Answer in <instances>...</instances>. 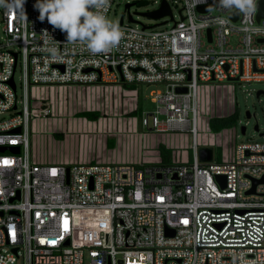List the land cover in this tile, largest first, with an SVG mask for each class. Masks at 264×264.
<instances>
[{"label":"built area","instance_id":"built-area-1","mask_svg":"<svg viewBox=\"0 0 264 264\" xmlns=\"http://www.w3.org/2000/svg\"><path fill=\"white\" fill-rule=\"evenodd\" d=\"M174 1L178 21L172 14L139 26L121 18L122 39L105 54L67 43L65 33L39 20L37 0H25L27 19L3 6L0 147L20 151L0 153V264H264V143L238 145L218 163L213 143L199 140L201 132L217 135L211 119L236 111L216 114L213 95L209 110L200 111V92L264 83V18L256 20V8L232 21L235 10L218 0ZM210 3V11H197ZM124 84L136 86V99L139 85L164 86L150 94L153 110L126 115L140 117L145 131L187 139L167 149L169 163L35 160L32 140L57 135L40 125L66 119L38 92L76 85L124 93ZM200 147L213 149L211 162L199 160Z\"/></svg>","mask_w":264,"mask_h":264},{"label":"crops","instance_id":"crops-1","mask_svg":"<svg viewBox=\"0 0 264 264\" xmlns=\"http://www.w3.org/2000/svg\"><path fill=\"white\" fill-rule=\"evenodd\" d=\"M62 91L66 95V100L72 96L74 108L77 107L75 103L78 105V110L81 108L80 105H83L84 108L79 112L74 110L75 113H73L71 112L73 110L72 103L70 105L66 101L64 106L61 102L58 103V107L65 108L66 119L61 121L53 119L40 125L45 129L46 134L57 132V135L45 137L40 160L56 163L76 160L91 163L123 161L151 163L161 160L160 146L171 150V148L184 144V141L180 140V136L152 133L145 131L142 126L140 131L139 120L136 116H125L138 107L139 99L135 98V94L131 90L123 93L120 88L115 86L81 88L74 85L66 87ZM111 99L115 106L118 102L119 109H124V112L120 111L121 113L107 121V118L100 117L98 109L99 105L102 106ZM57 110L59 111V108ZM80 112H97L99 117L96 120H88L81 117ZM42 140L41 138V143ZM132 146H135L134 152L137 154L131 156L129 152L130 157H128V153L125 154ZM61 147H64L65 151H62ZM53 148H58V152L54 153ZM115 148L117 149L115 150Z\"/></svg>","mask_w":264,"mask_h":264},{"label":"rangeland","instance_id":"rangeland-1","mask_svg":"<svg viewBox=\"0 0 264 264\" xmlns=\"http://www.w3.org/2000/svg\"><path fill=\"white\" fill-rule=\"evenodd\" d=\"M160 0H114L110 12L108 14V19L119 24L121 18H123L124 23H129V15H131L132 19L139 26H153L156 25V21L148 16L139 15L138 13H147L152 12L158 8V5L155 3ZM128 3H134L129 10L125 9V5ZM172 3V14L174 16V20L178 21L180 10V4L171 0ZM3 6L0 5V30H1V11ZM170 16H164L160 21H169ZM20 73L17 70L15 73L14 81L17 86L16 95L18 98L21 96V84H20ZM138 92V107L142 110H153V105L149 102L150 94L154 93L156 90H164V86H151V85H139L137 87ZM262 90L264 91V83H249V84H230V86L221 87L214 91H203L199 94V100L201 104L200 111L206 112L209 110V105L211 104V97L213 95L215 101V112L219 115L229 114L233 111L234 106H236L237 118L232 126L235 129L219 131L217 135L211 137L209 135H203L201 132L199 136L200 142L205 141L206 143H213L214 148V162H221L223 159L228 158V155L231 154L236 148V146L241 144L248 143H264V136L261 137L260 134L264 133V94L259 97L256 96V92ZM36 95L37 90H34ZM38 95H48L49 101L53 103L55 109L59 108V111L56 110L54 116L62 117L65 115V108L58 107V103L64 106L67 101L69 104L72 103V111L79 112L82 110L83 105H80V110H78V105L75 103L76 108H74V104L72 102V96L69 99H65V94L63 91L57 92V90H49L47 93L45 91L38 92ZM71 105V104H70ZM85 106V105H84ZM63 109V110H62ZM124 109H119V103L114 105V101L109 100L108 102L99 105L98 112L100 113L101 118H109L115 116L116 114L121 113ZM92 111V109H91ZM251 114L250 118L246 117V112ZM124 112V111H123ZM122 112V113H123ZM69 113V112H68ZM81 113V112H80ZM209 114L212 113L210 110ZM128 117V115H125ZM6 117L8 115L6 114ZM139 130L141 131L140 125V117H137ZM256 124L258 125V130L255 129ZM245 127V133H241V128ZM204 129V127H203ZM228 129V128H224ZM187 140L184 138V141ZM32 154L35 160H40L41 151L44 146V140L34 138L32 140ZM216 143L217 147H214ZM135 144V143H134ZM185 144V142H184ZM183 145V144H182ZM42 146V147H41ZM116 147V146H115ZM135 146H132L130 150L126 152L128 153V157L134 156L137 152H134ZM58 148H53L54 153L58 152ZM62 151H65L64 147L60 148ZM117 148H115L116 150ZM114 150V151H115ZM137 150V148H136ZM130 152V155H129ZM95 153V152H94ZM20 264V262H19Z\"/></svg>","mask_w":264,"mask_h":264},{"label":"clouds","instance_id":"clouds-1","mask_svg":"<svg viewBox=\"0 0 264 264\" xmlns=\"http://www.w3.org/2000/svg\"><path fill=\"white\" fill-rule=\"evenodd\" d=\"M25 0H0L9 11H20L24 19ZM196 3L202 0H195ZM221 9L235 10L250 18L257 8V0H218ZM110 0H37L35 8L39 20L47 22L66 34V42L85 46L93 54H105L120 43L123 32L118 24L108 19ZM48 33L47 31H45ZM55 51V49H53Z\"/></svg>","mask_w":264,"mask_h":264},{"label":"water","instance_id":"water-1","mask_svg":"<svg viewBox=\"0 0 264 264\" xmlns=\"http://www.w3.org/2000/svg\"><path fill=\"white\" fill-rule=\"evenodd\" d=\"M134 3H128L125 5V9L129 10V8L133 5ZM214 4L210 3L209 5L206 6H200L197 8V11L200 13H206L208 11H210L211 9H213ZM139 15H143V16H148L154 20H159L161 18H163L164 16H170V18L172 19V12L171 9L168 5V3L163 0L160 7L152 12H147V13H138ZM230 19H232V21H236L237 17H238V12L237 11H233L229 14ZM264 18V0H260L258 2L257 5V15H256V20L259 21L260 19ZM129 20L132 22H135L131 15H129ZM207 35L208 38L210 40V31H207ZM87 72L89 70H86ZM121 80H123V78L121 77ZM238 79H234V80H229V81H237ZM10 84L12 86V88L14 89V83L12 81V79L10 80ZM186 88H177L176 92L178 93H186ZM264 94V91L259 90L256 92V96L259 97L260 95ZM246 117L250 118L251 114L247 111L246 112ZM255 129L258 130V125L256 124ZM242 133H244L245 129L244 127L241 128ZM13 132H20V129L17 128L15 129ZM10 152L13 154H18L19 153V147H0V153H5V152ZM198 156H199V160L201 162H211L213 159V149L210 147H200L198 149ZM218 181L221 183L222 187H225V177L224 176H217ZM166 234L167 235H173L174 232L171 230L166 229Z\"/></svg>","mask_w":264,"mask_h":264},{"label":"trees","instance_id":"trees-1","mask_svg":"<svg viewBox=\"0 0 264 264\" xmlns=\"http://www.w3.org/2000/svg\"><path fill=\"white\" fill-rule=\"evenodd\" d=\"M123 87L125 89L134 90L136 89L135 85H126L124 84ZM140 108L138 107V111L133 112L132 115H138L140 112ZM81 117H85L88 120H96L98 119L99 115L97 112H83L80 114ZM237 118V111H235L231 116L226 118H214L211 119L209 122L210 128L213 132L218 133L219 131L223 130L224 128L231 127ZM159 152L161 155V161L163 164H167L170 161V151L167 150L164 146L159 147Z\"/></svg>","mask_w":264,"mask_h":264}]
</instances>
